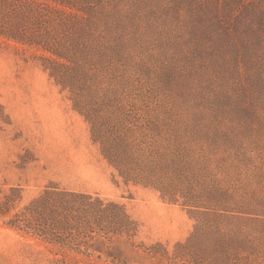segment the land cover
Listing matches in <instances>:
<instances>
[{
	"label": "rangeland",
	"instance_id": "1",
	"mask_svg": "<svg viewBox=\"0 0 264 264\" xmlns=\"http://www.w3.org/2000/svg\"><path fill=\"white\" fill-rule=\"evenodd\" d=\"M79 3L93 25L125 32L121 58L114 57L118 75L134 91L153 98L159 111L182 114L195 158L204 155L209 166L221 162L228 167L223 173L195 168L192 189L203 190L213 181L239 187L237 201L262 207L264 0ZM37 53L0 38V190L19 186V206L49 183L97 193L125 205L138 224L136 244L160 243L172 251L193 231L190 206L182 205V199L170 204L154 190L125 183L92 143L88 123L43 70ZM229 144L233 148L226 150ZM242 216L252 220L236 221L235 228L252 235L262 230L253 220L264 221V216ZM5 221L0 217V264H51L52 255L42 245L9 229ZM115 244L127 258L134 256L122 240Z\"/></svg>",
	"mask_w": 264,
	"mask_h": 264
},
{
	"label": "trees",
	"instance_id": "2",
	"mask_svg": "<svg viewBox=\"0 0 264 264\" xmlns=\"http://www.w3.org/2000/svg\"><path fill=\"white\" fill-rule=\"evenodd\" d=\"M79 4L0 0V38L39 51L43 70L68 93L107 163L125 183L154 190L170 204L182 199L195 218L193 231L172 251L160 243L136 244L138 224L124 204L55 183L22 206L19 186L0 190L5 226L42 245L52 255L51 264H264V221L253 220L262 226L255 235L234 226L252 220L242 215L264 216V205L237 201L239 187H221L215 181L203 190L192 189L189 179L195 168L223 173L228 167L221 162L211 167L204 155L195 158L182 114L159 111L153 98L134 91L132 83L118 75L114 57L121 58L125 32L111 25L101 30ZM245 161L251 163L250 158ZM120 240L129 246L132 258L116 247Z\"/></svg>",
	"mask_w": 264,
	"mask_h": 264
}]
</instances>
